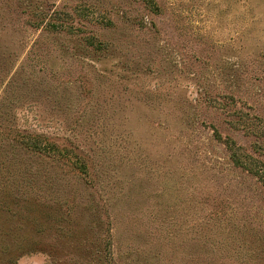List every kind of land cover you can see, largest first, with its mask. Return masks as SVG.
Segmentation results:
<instances>
[{
    "label": "rangeland",
    "instance_id": "rangeland-1",
    "mask_svg": "<svg viewBox=\"0 0 264 264\" xmlns=\"http://www.w3.org/2000/svg\"><path fill=\"white\" fill-rule=\"evenodd\" d=\"M226 139L264 163V0H0V264H264Z\"/></svg>",
    "mask_w": 264,
    "mask_h": 264
},
{
    "label": "trees",
    "instance_id": "trees-1",
    "mask_svg": "<svg viewBox=\"0 0 264 264\" xmlns=\"http://www.w3.org/2000/svg\"><path fill=\"white\" fill-rule=\"evenodd\" d=\"M216 137L220 140L222 139L218 132H216ZM225 142L234 164L257 176L260 182L264 184V163L262 161H253L256 162L253 163L246 160L247 158L251 160L253 159L250 156L242 154V152H240V148L236 146V143L233 140L226 139Z\"/></svg>",
    "mask_w": 264,
    "mask_h": 264
}]
</instances>
